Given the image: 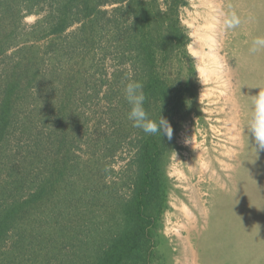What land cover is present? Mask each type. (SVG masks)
Listing matches in <instances>:
<instances>
[{"label": "trees", "instance_id": "1", "mask_svg": "<svg viewBox=\"0 0 264 264\" xmlns=\"http://www.w3.org/2000/svg\"><path fill=\"white\" fill-rule=\"evenodd\" d=\"M187 4L0 0V58L8 59L0 72V175L5 173L0 181V264H153L164 240L159 220L168 207L165 167L178 147L175 135L191 115L200 114L196 68L187 49L190 37L180 17ZM43 6L45 14L21 39L16 32L21 18L39 14ZM74 24L77 28L66 33ZM61 37L68 40L56 44ZM41 39L46 40L43 46L37 43ZM45 61L49 76L68 79L70 87L93 83L89 96L102 93V119L109 129L103 157L125 144L132 150L119 182L100 183L77 161L65 178V157L50 164L45 155L48 164H41L37 137L21 160H4L5 132L18 118L17 102L30 87L43 84ZM130 80L143 83L149 118L156 120L161 112L172 127L171 139L146 135L127 119L130 105L123 89ZM72 112L80 114L77 107ZM64 135L60 130L55 141L61 150ZM93 166L100 165L94 161ZM119 187H125L124 194Z\"/></svg>", "mask_w": 264, "mask_h": 264}, {"label": "rangeland", "instance_id": "2", "mask_svg": "<svg viewBox=\"0 0 264 264\" xmlns=\"http://www.w3.org/2000/svg\"><path fill=\"white\" fill-rule=\"evenodd\" d=\"M187 1L188 4L180 10V17L190 37L187 49L193 57L196 74L198 65L197 104L200 114L191 115L175 135L178 147L170 154L165 167L168 207L159 220L158 232L164 240L157 245L160 254L153 264H264V233H261L264 232V151L255 155L248 128L253 112L252 101L256 95L264 94V52L253 55L248 51L255 37L264 36V0ZM46 9L47 6H43L39 14L28 13L21 18L16 29L21 39ZM221 11H234L241 18L240 26L221 30ZM77 26L69 27L66 33ZM60 40L66 42L68 37L58 38L56 44ZM45 42L43 39L37 41L42 46ZM14 49L8 50L7 54ZM7 60L0 58V72ZM49 69L50 65L45 61L43 84L30 87L17 102L21 106L16 109L18 118H14V124L5 132L7 152L4 160H21L37 137L43 154L41 164H48L45 155L48 159L50 157V164L59 161L60 156L65 157V178L70 177L72 161H77L85 165L100 183L119 182L120 169L129 160L132 150L130 144H125L111 157H103V137L109 129L102 119V93L89 96L95 84L82 82L70 87L68 79L49 76ZM75 107L80 114H73ZM56 119H60L63 125L57 124ZM76 129L78 134L73 137ZM60 130L65 133L64 150L55 145ZM94 161L100 165L98 169L93 166ZM57 165L61 167V164ZM47 167L42 168L43 173L47 172ZM1 175L0 181L5 173L1 172ZM124 189L118 188L120 195L124 194ZM211 231L214 234L211 235Z\"/></svg>", "mask_w": 264, "mask_h": 264}, {"label": "clouds", "instance_id": "3", "mask_svg": "<svg viewBox=\"0 0 264 264\" xmlns=\"http://www.w3.org/2000/svg\"><path fill=\"white\" fill-rule=\"evenodd\" d=\"M221 30L235 29L241 24V18L234 12H220ZM250 54L264 52V36H257L251 41L248 49ZM197 78H198V65ZM199 80V79H198ZM202 84V81L199 80ZM124 99L130 105L127 113V119L132 122L134 128L141 129L146 135H166L172 138L173 130L169 121L161 115L158 119H150L149 113L145 109V101L147 99L144 92V85L141 81L130 80L125 84L123 89ZM249 137L252 140V146L258 155L259 151H264V94H258L253 99L252 118L248 125Z\"/></svg>", "mask_w": 264, "mask_h": 264}, {"label": "bare ground", "instance_id": "4", "mask_svg": "<svg viewBox=\"0 0 264 264\" xmlns=\"http://www.w3.org/2000/svg\"><path fill=\"white\" fill-rule=\"evenodd\" d=\"M258 6H259V5H258ZM261 6H262V5H261ZM263 7H264V5H263ZM263 7H261V8L263 9ZM246 8H247V7H246ZM259 8H260V7H259ZM238 9H239V8H238ZM229 10H230V9H229ZM261 11H262V10H261ZM261 11H260V12H261ZM237 12H238V11H237ZM244 13H245V12H244ZM262 15H263V13H262ZM262 15H261V16H262ZM247 17H249V16H247ZM247 17H246V18H247ZM247 19H248V18H247ZM260 19H261V18H260ZM245 22H246V21H245ZM248 24H249V23H248ZM250 25H251V24H250ZM250 25H249V26H250ZM253 25H255V24H253ZM241 27H242V26H241ZM263 27H264V26H263ZM245 28H246V27H245ZM258 31H259V30H258ZM205 38H207V36H204V39H205ZM239 47H240V46H239ZM263 56H264V55H263ZM260 58L262 59V57H260ZM261 59H259V62H260ZM263 60H264V59H263ZM259 62H258V63H259ZM260 64H261V63H260ZM257 66H258V65H256V67H257ZM258 67H260V66H258ZM231 70H232V69H231ZM240 70H241V69H240ZM256 81H257V80H256ZM227 84H228V83H227ZM227 84H226V85H227ZM251 84H252V83H251ZM228 87H229V86H228ZM229 88H230V87H229ZM262 90H264V89H262ZM243 98H244V97H243ZM249 101H250V100H249ZM252 102H253V101H252ZM232 103H233V102H232ZM235 114H236V113H235ZM233 115H234V114H233ZM233 115H232V117H233ZM239 115H240V114H239ZM243 116H244V115H243ZM234 119H235V118H234ZM232 121H233V120H232ZM249 122H250V121H249ZM234 127H235V126H234ZM246 128H247V127H246ZM234 130H235V129H234ZM236 132H237V131H236ZM238 138H239V137H238ZM243 140H244V139H243ZM239 144H240V143H239ZM241 144H242V143H241ZM237 146H238V145H237ZM243 151H244V150H243ZM254 152H255V151H254ZM239 155H240V154H239ZM241 155H243V154H241ZM245 155H246V153H245ZM255 155H257V154H255ZM246 157H247V156H246ZM258 157H259V156H258ZM244 158H245V157H244ZM244 158H243V159H244ZM254 158H255V157H254ZM245 159H246V158H245ZM245 159H244V160H245ZM246 160H247V159H246ZM247 162H248V161H247ZM249 162H250V161H249ZM260 163H261V162H260ZM246 164H247V163H246ZM255 165H256V164H255ZM244 166H246V165H244ZM246 168H247V167H245L244 169H246ZM252 168H253V167H252ZM261 168H262V167H261ZM243 171H244V170H243ZM248 171H249V170H248ZM253 171H254V170H253ZM236 172H237V171H236ZM240 175H242V174L240 173ZM240 175H239V177H240ZM242 176H243V175H242ZM257 176H258V175H257ZM229 177H230V176H229ZM249 177H250V176H249ZM255 178H256V177H255ZM247 179H248V178H247ZM261 179H262V177H261ZM224 180H225V179H224ZM257 180H258V179H257ZM259 181H260V180H259ZM239 183H240V181H239ZM241 183H242V182H241ZM242 184H243V183H242ZM249 184H250V186L252 185V183H249ZM217 185H218V184H217ZM247 185H248V184H247ZM258 185H259V184H258ZM245 186H246V185H245ZM253 186H254V185H253ZM216 187H217V186H216ZM248 187H249V186H248ZM256 187H257V186H256ZM260 187H261V186H260ZM245 188H246V187H245ZM254 188H255V186H254ZM254 188H253V189H254ZM257 188H258V187H257ZM253 189H252V191H253ZM262 189H263V187H262ZM262 189H261V190H262ZM255 190H256V189H255ZM255 190H254V191H255ZM257 190H258V189H257ZM213 191H214V190H213ZM257 192H258V191H257ZM212 193H213V192H212ZM243 193H244V192H243ZM250 193H252V192H250ZM239 194H240V193H239ZM213 195H215V194H213ZM213 195H212V196H213ZM245 195H246V194H245ZM248 195H249V194H248ZM256 195H257V193H256ZM261 195H262V194H261ZM238 196H239V195H238ZM242 196H243V195H242ZM248 197H249V196H248ZM262 197H263V196H262ZM252 198H253V197H252ZM256 198H257V197H256ZM257 199H258V198H257ZM261 200H263V199H261ZM212 201H213V200H212ZM258 201H259V200H258ZM242 202H243V201H242ZM245 202H246V201H245ZM261 202H262V201H261ZM248 203H249V202H248ZM256 203H258V202H256ZM238 204H239V203H238ZM262 204H263V203H262ZM262 204H260V205L262 206ZM211 205H212V204H211ZM242 205H243V204H242ZM248 205H249V204H248ZM261 206H260V207H261ZM263 206H264V205H263ZM210 207H211V206H210ZM240 207H242V206H240ZM242 208H243V207H242ZM243 209H244V208H243ZM248 210H249V209H248ZM254 211H256V210H254ZM244 212H245V211H244ZM214 213H216V212H214ZM229 213H230V212H229ZM247 213H248V212H247ZM206 214H207V213H206ZM254 214H255V213H254ZM256 214H257V213H256ZM256 214H255V215H256ZM209 215H210V213H209ZM214 215H215V214H214ZM217 215H218V214H217ZM224 215H225V214H224ZM245 215H247V214L245 213ZM245 215H244V217H245ZM251 215H253V214H251ZM210 216H212V215H210ZM256 218H257V217H256ZM259 218H260V217H258V219H259ZM251 219H252V218H251ZM208 220H210V219H208ZM245 220H248V218L245 219ZM259 220H260V219H259ZM211 221H214V219L211 220ZM211 221H210V222H211ZM234 221H236V220H234ZM221 222H222V221H221ZM225 222H226V221H225ZM231 222H232V221H231ZM251 222H252V221H251ZM255 223H257V220H255ZM250 224H251V223H250ZM257 224H258V223H257ZM262 224H263V223H261V225H262ZM221 225H222V224H221ZM225 225H226V224H225ZM207 226H208V225H207ZM241 226H243V225H241ZM254 226H256V225H254ZM262 226H263V225H262ZM202 227H203V226H202ZM211 227L214 228L213 226L210 225V228H211ZM223 227H224V224H223ZM231 227H232V226H231ZM238 227H239V226H236L235 228L238 229ZM203 228H204V227H203ZM219 228H220V227H219ZM250 228H251V227H250ZM258 228H259V227H257V229H258ZM261 228H262V227H261ZM261 228H260V229H261ZM217 229H218V228H217ZM220 229H222V228H220ZM240 229H241V228H240ZM257 229H256V230H257ZM262 229H263V228H262ZM262 229H261V230H262ZM209 230H211V229H209ZM209 230H208V231H209ZM234 230H235V229H234ZM243 230H244V229H243ZM243 230H242V233L245 232V231H243ZM206 231H207V230H206ZM206 231H205V232H206ZM240 231H241V230H240ZM248 231H249V230H248ZM250 231H251V229H250ZM250 231H249V232H250ZM262 231H263V230H262ZM189 232H190V231H189ZM209 232H210V231H209ZM217 232H218V231H217ZM224 232H225V231H224ZM229 232H230V230H229ZM256 232H257V231H256ZM256 232H255V233H256ZM212 233H213V232L211 231L210 234L212 235ZM219 233H220V232H219ZM221 233H222V232H221ZM252 233H253V232H252ZM252 233H251V234H252ZM258 233H259V232H258ZM261 233H264V232H261ZM202 234H203V233H202ZM202 234H201V235H202ZM206 234H207V233H206ZM210 234H209V235H210ZM213 234H214V233H213ZM223 234H224V233H223ZM227 234H228V233H227ZM227 234H226V236H227ZM251 234H250V236H251ZM207 235H208V234H207ZM207 235H206V236H207ZM215 236H216V235H215ZM224 236H225V235H224ZM224 236H223V237H224ZM226 236H225V237H226ZM250 236H248V237H250ZM195 237H198V236H195ZM210 237H211V236H210ZM204 238H205V237H204ZM207 238H208V237H207ZM211 239H214V237L211 238ZM219 239H220V238H219ZM229 239H230V238H229ZM250 239H251V238H250ZM260 239H261V238H260ZM205 240H206V238H205ZM215 240H216V239H215ZM215 240H214V241H215ZM225 240H226V239H225ZM225 240H224V241H225ZM202 241H203V240H202ZM208 241H209V240H208ZM221 241H222V240H221ZM226 241H227V240H226ZM262 241H263V240H262ZM210 242H211V241H210ZM215 242H216V241H215ZM196 244H197V243H196ZM210 244H211V243H210ZM221 244H222V243H221ZM229 244H230V243H229ZM258 244H259V242H258ZM263 244H264V243H263ZM198 245H199V244H198ZM223 245H225V244H223ZM226 245H227V242H226ZM231 245H232V244H231ZM195 246H196V245H195ZM204 246H205V245H204ZM206 246H207V243H206ZM206 246H205V247H206ZM196 248H197V247H196ZM199 248H200V247H199ZM210 248H211V250H212V247H210ZM224 248H225V247H224ZM214 249H215V248H214ZM221 249H222V248H221ZM221 249H220V250H221ZM204 250H205V248H204ZM208 250H209V249H208ZM216 250H217V248H216ZM224 250H225V249H224ZM202 251H203V250H202ZM212 251H213V253H214V250H212ZM212 251H211V253H212ZM237 251H238V250H237ZM191 252H192V251H191ZM200 252H201V251H200ZM209 252H210V251H209ZM217 252H218V251H217ZM221 252H222V250H221ZM232 252H233V251H232ZM234 252H235V251H234ZM240 252H241V251H240ZM197 253H198V252H197ZM197 253H195V254H197ZM227 253H228V252H227ZM219 254H220V253H219ZM192 255H193V254H192ZM197 256H198V255H197ZM231 256H232V255H231ZM195 257H196V256H195ZM193 258H194V257H193ZM197 258H198V257H197ZM224 258L227 259L226 257H224ZM212 259H213V258H212ZM232 259H233V257H232ZM205 260H207V259H205ZM239 260H240V259H239ZM239 260H238V261H239ZM212 261H213V260H212ZM219 261H220V260H219ZM234 261H235V260H234ZM263 261H264V260H263ZM198 262H199V260H198ZM213 262H214V261H213ZM222 262H224V261H222ZM256 262H257V261H256ZM257 263H258V262H257ZM216 264H217V263H216ZM219 264H220V263H219ZM230 264H231V263H230ZM258 264H259V263H258Z\"/></svg>", "mask_w": 264, "mask_h": 264}]
</instances>
